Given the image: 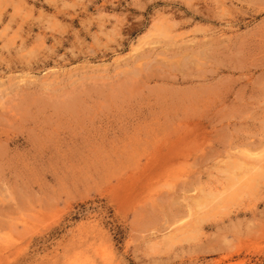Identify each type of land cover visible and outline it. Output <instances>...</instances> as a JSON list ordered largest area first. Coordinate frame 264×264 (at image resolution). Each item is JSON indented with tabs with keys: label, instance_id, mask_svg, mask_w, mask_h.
Listing matches in <instances>:
<instances>
[{
	"label": "rangeland",
	"instance_id": "obj_1",
	"mask_svg": "<svg viewBox=\"0 0 264 264\" xmlns=\"http://www.w3.org/2000/svg\"><path fill=\"white\" fill-rule=\"evenodd\" d=\"M0 264H264V0H0Z\"/></svg>",
	"mask_w": 264,
	"mask_h": 264
},
{
	"label": "bare ground",
	"instance_id": "obj_2",
	"mask_svg": "<svg viewBox=\"0 0 264 264\" xmlns=\"http://www.w3.org/2000/svg\"><path fill=\"white\" fill-rule=\"evenodd\" d=\"M253 176H254V175L252 174V177H253ZM258 176H259V175H258ZM247 178H248V177H247ZM250 179H251V178H250ZM248 180H249V179H248ZM248 180H247V182H249V183H250V180H249V181H248ZM255 181L257 182V180H256V179H254V181L252 180V183H253V182H255ZM244 182H245V181H244ZM244 182H243V183L241 182V184L243 185V184H244ZM242 185H241V186H242ZM241 186L239 185L238 187H241ZM246 186H248V185H246ZM252 186H253V184H252ZM243 187H244V186H243ZM244 188H245V187H244ZM250 188H251V187H250ZM249 191H250V189H249Z\"/></svg>",
	"mask_w": 264,
	"mask_h": 264
}]
</instances>
